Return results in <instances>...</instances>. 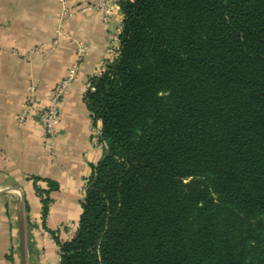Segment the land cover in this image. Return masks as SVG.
Wrapping results in <instances>:
<instances>
[{
	"label": "trees",
	"instance_id": "16d2710c",
	"mask_svg": "<svg viewBox=\"0 0 264 264\" xmlns=\"http://www.w3.org/2000/svg\"><path fill=\"white\" fill-rule=\"evenodd\" d=\"M119 8L84 96L103 156L58 264H264V0Z\"/></svg>",
	"mask_w": 264,
	"mask_h": 264
},
{
	"label": "crops",
	"instance_id": "0c3cea01",
	"mask_svg": "<svg viewBox=\"0 0 264 264\" xmlns=\"http://www.w3.org/2000/svg\"><path fill=\"white\" fill-rule=\"evenodd\" d=\"M101 1L115 0L67 4L76 10ZM61 8L60 0H0V264H58L56 240L74 232L92 166L103 156L104 148L94 145L90 134V126L101 130V124L93 120L84 96L107 57L118 17L114 14L105 23L97 9L79 11L62 23L71 39L53 45ZM77 42L84 44L85 53L59 103L51 156L41 117L34 112L23 121L16 117L31 85L36 102L48 104L52 89L75 60ZM36 187L47 192L42 194L49 199L45 216Z\"/></svg>",
	"mask_w": 264,
	"mask_h": 264
},
{
	"label": "built area",
	"instance_id": "2783aa9c",
	"mask_svg": "<svg viewBox=\"0 0 264 264\" xmlns=\"http://www.w3.org/2000/svg\"><path fill=\"white\" fill-rule=\"evenodd\" d=\"M119 1H101L95 5H86L80 9H72L68 6L67 0H60L62 8L57 15L58 26L55 29V37L53 45L60 40L71 39L63 30V21L73 14L79 11L97 9L103 14V21L107 23L109 19L116 14L119 22V29L116 33L110 37L109 45L107 47V57L103 61L99 68V73L105 69L107 63L113 61L118 55L119 40L118 35L121 29L122 13L119 8ZM35 50L42 51V47H36ZM85 53V46L82 42H77V49L75 54V60L68 68L66 75L54 86L51 92L50 100L46 105H40L34 98V86H30V95L24 103L23 111L17 115L19 121H23L30 113H36L42 119L43 125V137L47 144L49 154L53 156L55 154V138L57 135V128L60 122V101L67 95L68 87L77 76L80 63ZM98 73V74H99ZM89 84L87 85V89ZM91 140L94 145L98 147H104V143L100 139L101 130H98L95 126H90ZM60 261V251L58 252V263Z\"/></svg>",
	"mask_w": 264,
	"mask_h": 264
},
{
	"label": "water",
	"instance_id": "95a60500",
	"mask_svg": "<svg viewBox=\"0 0 264 264\" xmlns=\"http://www.w3.org/2000/svg\"><path fill=\"white\" fill-rule=\"evenodd\" d=\"M22 208H23V211L25 212V205H24L23 199H22ZM25 246L27 249V233H25Z\"/></svg>",
	"mask_w": 264,
	"mask_h": 264
}]
</instances>
